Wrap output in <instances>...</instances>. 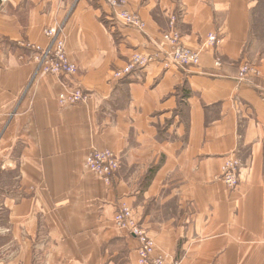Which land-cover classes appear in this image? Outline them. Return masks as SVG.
I'll list each match as a JSON object with an SVG mask.
<instances>
[{
  "label": "crops",
  "instance_id": "0c3cea01",
  "mask_svg": "<svg viewBox=\"0 0 264 264\" xmlns=\"http://www.w3.org/2000/svg\"><path fill=\"white\" fill-rule=\"evenodd\" d=\"M128 2L144 31L105 0H0V264H139V240L114 223L123 204L167 264H264V0ZM172 15L185 45L220 43L200 66L115 79ZM56 25L71 77L34 59ZM246 63L260 74L242 80ZM74 85L89 100L62 107ZM97 148L120 158L109 184L85 168ZM232 153L235 189L219 178Z\"/></svg>",
  "mask_w": 264,
  "mask_h": 264
},
{
  "label": "built area",
  "instance_id": "2783aa9c",
  "mask_svg": "<svg viewBox=\"0 0 264 264\" xmlns=\"http://www.w3.org/2000/svg\"><path fill=\"white\" fill-rule=\"evenodd\" d=\"M105 1L123 24L135 30H145L146 22L139 13L130 9L128 0ZM44 34L49 38L47 46L31 45L35 49L34 59L38 62V70L42 74L74 76L78 71V66L68 57L63 25L47 27L44 29ZM219 43L218 35L210 33L199 48L185 45L176 26V16L172 15L170 29L162 34L161 39L152 41V47H145V50L132 53L126 65L116 70L113 77L118 80L122 79L138 68H145L157 62H162L166 69L200 66L203 51L208 46L216 47ZM215 66L216 68L222 67L221 58H215ZM259 74V70L251 64L246 63L240 67L239 77L242 80ZM261 94L264 97V90L261 91ZM58 100L62 107H66L87 102L89 94L81 86L74 85L60 93ZM84 165L88 171L109 184L120 167V158L111 149L97 148L89 152ZM241 167L242 162L237 155L232 153L225 157L219 178L228 188L235 189L240 185ZM114 223L117 229L126 231L139 240V264H167L166 256L156 252L154 239L141 226L133 208L123 204L114 216Z\"/></svg>",
  "mask_w": 264,
  "mask_h": 264
},
{
  "label": "rangeland",
  "instance_id": "374dc122",
  "mask_svg": "<svg viewBox=\"0 0 264 264\" xmlns=\"http://www.w3.org/2000/svg\"><path fill=\"white\" fill-rule=\"evenodd\" d=\"M66 44V43H65Z\"/></svg>",
  "mask_w": 264,
  "mask_h": 264
}]
</instances>
